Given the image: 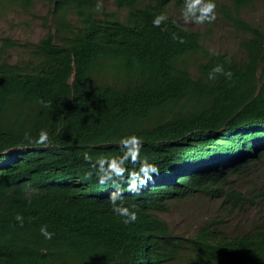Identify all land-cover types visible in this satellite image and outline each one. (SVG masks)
I'll use <instances>...</instances> for the list:
<instances>
[{"label": "trees", "instance_id": "16d2710c", "mask_svg": "<svg viewBox=\"0 0 264 264\" xmlns=\"http://www.w3.org/2000/svg\"><path fill=\"white\" fill-rule=\"evenodd\" d=\"M39 1L48 33L28 61L10 63L20 43L0 40V264H264L262 219L229 237L221 220L187 235L160 216L196 194L220 199L227 214L264 207V183H234L264 164V30L242 15L256 0H215L216 19L243 35L238 58L168 16L182 15L184 0H112L114 11L100 0ZM34 4L0 0V15ZM217 64L231 79L208 78ZM41 130L47 144L28 143ZM131 134L159 174L135 193L121 185L137 212L125 225L107 200L115 187L86 178L83 157L118 156Z\"/></svg>", "mask_w": 264, "mask_h": 264}, {"label": "rangeland", "instance_id": "374dc122", "mask_svg": "<svg viewBox=\"0 0 264 264\" xmlns=\"http://www.w3.org/2000/svg\"><path fill=\"white\" fill-rule=\"evenodd\" d=\"M104 1L107 11L115 10L110 0ZM48 10L47 3L35 0L34 7L28 13L19 9H12L0 15V40L8 38L20 43V46L9 50L6 54L10 63L17 64L28 61L29 52L32 50L30 45L38 43L46 36L48 28L45 24V18ZM242 15L245 20L264 30V0H256L255 9L244 11ZM168 16L175 18L187 30L205 32L207 38L204 39V44L210 51L227 53L235 58L243 55L240 49L243 35L219 17L210 30L205 24L185 22L183 16L175 13L172 8L168 10ZM261 166L262 171H264V164ZM262 171L251 175L247 173L236 179L234 183L241 189H248L249 182L253 181L257 185L263 184ZM221 204L220 199L214 201L202 194H196L183 201L172 202L171 211L167 214H160V216L169 223L174 233L187 235L197 233L198 228L204 225H209L211 229L217 230L218 226L211 223V219L221 220L219 230L229 237H235L246 231L248 221L253 218L264 221V207L250 208L244 214L238 215L237 213L227 214L219 208Z\"/></svg>", "mask_w": 264, "mask_h": 264}, {"label": "clouds", "instance_id": "9594fccd", "mask_svg": "<svg viewBox=\"0 0 264 264\" xmlns=\"http://www.w3.org/2000/svg\"><path fill=\"white\" fill-rule=\"evenodd\" d=\"M100 2L104 5L102 7L105 8V1L100 0ZM215 8V0H184L181 14L185 22L191 21L195 24L211 23L216 19ZM166 18V15L161 13L154 17L152 23L154 26H160ZM173 38H177L175 34H173ZM182 42L183 40L181 38ZM217 73L226 76L228 79H231L232 76L231 71H225L222 65L217 64L208 73V78L215 79ZM25 138L30 144L46 145L48 133L46 130H41L35 138L28 134H25ZM117 143L121 153L118 156L101 155L93 160L89 153L85 151L83 158L90 162L91 169L85 175L86 178H91L95 175L98 184H111L115 187L116 190L108 194L107 200L111 204L112 212L116 216L121 217L122 223L127 225L136 221L137 212L135 205H126L123 203V193L120 190L121 185H126L128 192H138L140 188L147 186L148 182L153 179L154 174H159V168L155 163L141 156L142 141L137 135L122 136ZM129 164L135 167H129ZM15 219L21 225L23 224V217L20 214H17ZM249 223L250 221H248ZM40 233L48 240L54 235L48 231L46 225L40 228Z\"/></svg>", "mask_w": 264, "mask_h": 264}]
</instances>
